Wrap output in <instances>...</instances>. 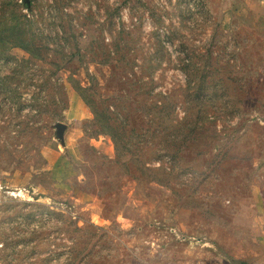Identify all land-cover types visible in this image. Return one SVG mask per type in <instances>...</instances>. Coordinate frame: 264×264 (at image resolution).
Listing matches in <instances>:
<instances>
[{
    "label": "rangeland",
    "instance_id": "rangeland-1",
    "mask_svg": "<svg viewBox=\"0 0 264 264\" xmlns=\"http://www.w3.org/2000/svg\"><path fill=\"white\" fill-rule=\"evenodd\" d=\"M0 264H264V0H0Z\"/></svg>",
    "mask_w": 264,
    "mask_h": 264
},
{
    "label": "water",
    "instance_id": "water-1",
    "mask_svg": "<svg viewBox=\"0 0 264 264\" xmlns=\"http://www.w3.org/2000/svg\"><path fill=\"white\" fill-rule=\"evenodd\" d=\"M55 127H56V137L58 138L60 143L65 145V133L68 125L60 121L56 124Z\"/></svg>",
    "mask_w": 264,
    "mask_h": 264
}]
</instances>
